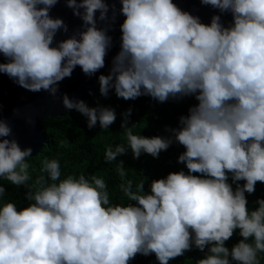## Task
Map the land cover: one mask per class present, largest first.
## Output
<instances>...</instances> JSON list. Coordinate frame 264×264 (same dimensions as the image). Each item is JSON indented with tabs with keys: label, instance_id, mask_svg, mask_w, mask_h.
I'll list each match as a JSON object with an SVG mask.
<instances>
[{
	"label": "clouds",
	"instance_id": "1",
	"mask_svg": "<svg viewBox=\"0 0 264 264\" xmlns=\"http://www.w3.org/2000/svg\"><path fill=\"white\" fill-rule=\"evenodd\" d=\"M59 2L0 0V76L52 97L76 67L92 77L106 65L119 3V50L109 74L98 77L100 94L114 89L124 101L147 96L196 103L178 128L167 129L170 138L133 134L125 119L128 145L108 147L105 162L129 149L134 159L142 152L158 159L176 142L184 149L177 163L187 172L152 179L147 189L144 181L135 189L132 180L121 183L126 204L113 203L96 175L61 179L56 159H46V177L29 186L26 161L33 149L8 139L12 128L0 105V179L27 187L29 202L0 204V264H131L138 255L169 264L193 247L205 253L195 264H261L264 199L252 210L246 193L264 184V0H199L230 14L227 24L221 15L203 23L174 0H64L84 30L53 46L59 31L68 32L63 19L50 16ZM98 21L107 26L97 27ZM61 99L65 109L88 118L89 129L116 120L114 110L98 112L67 94ZM124 168L120 161L122 180ZM6 191L0 184V198ZM237 231L240 239L229 249Z\"/></svg>",
	"mask_w": 264,
	"mask_h": 264
},
{
	"label": "trees",
	"instance_id": "2",
	"mask_svg": "<svg viewBox=\"0 0 264 264\" xmlns=\"http://www.w3.org/2000/svg\"><path fill=\"white\" fill-rule=\"evenodd\" d=\"M195 103L196 101L192 98H170L165 103H159L147 96L134 101H124L116 97L114 89L109 90L107 97L102 96L99 92V84H96L90 91L87 107L96 108L98 112L104 108L114 110L115 122L106 129H101L99 123L89 129L87 127L88 118L74 109L63 116L45 118L42 123L46 137L44 146L37 155L26 161L29 165L28 174L30 176L28 185L33 186L40 176L46 177L47 174L41 172L46 159H56L60 163L61 179L69 175L74 177L81 174L86 177L96 175L105 180L113 203L126 204L128 201L120 190L121 183L132 180L135 189L136 184L144 181L147 189L152 179L164 178L169 172L180 170L187 172V169L183 164L177 163V158L184 149L176 142H173L167 151L161 152L158 159L143 152L139 159H134L129 149L126 154L118 156L116 161L105 162V152L108 147L111 146L114 149L116 145L125 147L128 145L124 134L125 129L121 127V124L127 119V127L131 128L133 134L136 135L149 138L153 136L170 138L171 133L167 129L178 128L180 116L187 115L188 107ZM128 109H131V114L125 117L124 114ZM120 161H123L126 173L123 180L117 169ZM0 184L7 189L0 198V204L11 202L18 208L28 205L29 202L25 200L27 187H17L5 179H0ZM246 196L249 202L248 207L254 210L258 207L254 202L264 199V184L258 182L254 194L246 193ZM239 239L237 231L225 246L230 249ZM204 255L205 253L193 247L192 251L170 261L169 264H195V261L203 258ZM258 259L261 264H264V253L258 254ZM131 264H158V262L154 255L148 257L138 255L131 261Z\"/></svg>",
	"mask_w": 264,
	"mask_h": 264
},
{
	"label": "water",
	"instance_id": "3",
	"mask_svg": "<svg viewBox=\"0 0 264 264\" xmlns=\"http://www.w3.org/2000/svg\"><path fill=\"white\" fill-rule=\"evenodd\" d=\"M183 10L189 11L195 16H199L203 23H210L213 15H221L222 20L227 24L231 21L230 14H221L219 10L213 9L211 6H202L199 0H174ZM111 6V5H110ZM117 9L116 23L112 26L115 30L109 31L108 35L113 38L112 47L109 48L106 57V65L100 69L92 77L85 76L79 67L73 71L71 78H65L59 84V91L56 97L50 96L47 92L32 93L20 88L7 75L0 76V105H2L3 119L12 128V136L8 139H16L21 150L31 147L33 149L32 156L37 155L43 148L46 137L43 132V121L47 117L63 116L67 113L62 104V95L67 94L72 101H83L87 106L89 104L90 91L94 85L99 84V75H108L111 68V61L119 50L120 32L119 24L123 22L124 17L119 16V3L115 4ZM99 14L97 13V16ZM109 17L112 12H109ZM50 16L61 18L68 25V32L59 31L54 38L55 46L59 41L70 38L73 35L78 36V31H83L81 27L82 21L74 17L72 10L66 6L64 0H60L52 9ZM103 22L98 21L97 27H106ZM2 62V58H0ZM17 109L18 114H14L13 110ZM32 123H27L28 120Z\"/></svg>",
	"mask_w": 264,
	"mask_h": 264
}]
</instances>
